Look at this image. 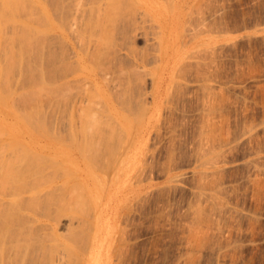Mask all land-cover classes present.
I'll return each instance as SVG.
<instances>
[{
	"label": "rangeland",
	"instance_id": "374dc122",
	"mask_svg": "<svg viewBox=\"0 0 264 264\" xmlns=\"http://www.w3.org/2000/svg\"><path fill=\"white\" fill-rule=\"evenodd\" d=\"M58 2L0 10V261L264 264V0Z\"/></svg>",
	"mask_w": 264,
	"mask_h": 264
},
{
	"label": "bare ground",
	"instance_id": "6f19581e",
	"mask_svg": "<svg viewBox=\"0 0 264 264\" xmlns=\"http://www.w3.org/2000/svg\"><path fill=\"white\" fill-rule=\"evenodd\" d=\"M26 1H28L29 3L30 2H33V0H0V10L2 9L3 11H5V12H7V14L9 15V18L8 19H6V20H8L7 22H9L10 23V20H11V23L10 24H13L12 26L14 27V23H15V21L13 20V17L15 16V14L16 13H18V12H22L23 10H22V8L23 7H25V5H24V2H26ZM60 1V4H59V2H58V4L60 5V7H62V6H64V3L63 2H65V0L63 1V0H59ZM67 1V0H66ZM75 1V2H74ZM82 1H84V0H77V2H80V3H77L76 2V0H73V2H72V4L73 5H76L77 6V4H79V5H81L82 6ZM93 1H97V0H93ZM61 2H62V4H61ZM68 2H69V0H68ZM67 3V2H66ZM33 4V3H32ZM58 4H57V8H58ZM69 4V3H68ZM93 5H94V3H93ZM32 6H34V5H32ZM81 6H77L76 8L77 9H79ZM79 7V8H78ZM29 8V7H28ZM23 9H25L24 11L26 12V8H23ZM29 9H31V8H29ZM38 9V8H37ZM2 11V12H3ZM87 11V10H86ZM88 12H89V14H91V15H99L98 13H99V5H94V7H88ZM29 13V12H28ZM22 14H23V18L25 17V16H27V14L25 15V13H23L22 12ZM35 14V13H34ZM3 15H6V14H3ZM29 15V14H28ZM2 16V15H1ZM34 16V15H33ZM5 17H7V16H5ZM0 18H2V17H0ZM16 18V17H15ZM3 19V18H2ZM18 19V21H17V23H16V25H18V26H20L22 29H26L27 27H25V22L23 21V19H19V18H17ZM36 19V18H35ZM47 23V22H46ZM4 24H6V23H4ZM3 25V24H2ZM0 26H1V24H0ZM2 28H3V26H1ZM25 27V28H24ZM29 27V26H28ZM31 28V27H30ZM104 28V27H103ZM28 29V28H27ZM34 29V28H33ZM58 29H59V27H58ZM11 31H13L12 29H11ZM18 31V30H17ZM24 31V30H23ZM28 31V30H27ZM36 31V30H35ZM37 32V31H36ZM17 33V32H16ZM14 34V33H13ZM29 34V33H28ZM57 34H58V32H57ZM59 34H61V39H64L63 37H64V34H65V31L63 32V31H61V33H59ZM5 35V34H4ZM8 35V34H7ZM23 35V34H22ZM38 35V34H37ZM66 36H67V33L65 34ZM60 36V35H59ZM2 37V36H1ZM7 37V36H6ZM6 37H5V39H6ZM9 37V36H8ZM11 37V36H10ZM17 38V37H16ZM20 38H22V37H20ZM9 39V38H8ZM11 40V39H10ZM10 40H8V41H10ZM2 42H5V41H2ZM18 42V41H17ZM30 43V42H29ZM28 43V44H29ZM2 44V43H1ZM7 45V44H6ZM18 45V44H17ZM20 45V44H19ZM18 45V46H19ZM2 47H4V46H2ZM13 47V46H12ZM16 47V46H15ZM25 47V46H24ZM7 48V47H6ZM10 48V47H9ZM18 48V47H17ZM13 50V49H12ZM31 50V49H30ZM20 51V50H19ZM22 51V50H21ZM20 51V54L22 53ZM11 52V51H10ZM14 52V51H13ZM17 53H19V52H17ZM74 55V58H75V61H77L78 62V59H81V57L79 58V55H78V53L77 52H75V51H73L72 52ZM13 54V53H12ZM11 53H10V55H12ZM23 54H25V53H23ZM31 55V54H30ZM23 56V55H22ZM29 56V55H28ZM30 57V56H29ZM7 58V57H6ZM9 58H11L10 56H9ZM15 58V57H14ZM13 58V59H14ZM20 58V57H19ZM23 58V57H22ZM17 60V59H16ZM5 61H6V59H5ZM18 63V62H17ZM11 64H12V62H11ZM16 64V63H15ZM42 64V63H41ZM19 67V66H18ZM46 67V66H45ZM45 67H43L44 69V71H43V74H45L44 72H45ZM39 69V68H38ZM47 71V70H46ZM48 72V71H47ZM4 73V72H3ZM21 74V73H20ZM40 74V73H39ZM41 75V74H40ZM47 75V74H46ZM5 76V75H4ZM61 76V75H60ZM13 77V76H12ZM43 77H44V75H43ZM46 77V76H45ZM11 78V77H10ZM100 81L101 80H103L102 79V77L99 79ZM99 80H96L95 78H91L90 79V82H91V84H92V86L94 87V89L96 90V92L98 93V95H97V97H98V99H99V101H103V104L104 105H107L108 104V98H106V96L104 95V91H100L99 90ZM9 81V80H8ZM75 81V80H74ZM7 82V81H6ZM55 83H56V97L57 98H59V100L58 99H56V100H58V102H57V104H58V106H60V105H62V103H63V105H65V103L64 102H67V101H65L64 99H63V95H65V94H63L64 93V91L65 90H69V87H70V84H71V82L70 81H68V80H66L65 78H63V76H61L59 79H58V75H57V78H56V76H55V81H54ZM9 84V83H8ZM42 84V83H41ZM47 84V83H46ZM50 85V84H49ZM38 86V85H37ZM43 86V85H42ZM55 85H53V87H54ZM51 87H52V85H51ZM30 89V88H29ZM32 89V88H31ZM26 90V89H25ZM1 91V90H0ZM8 91V90H7ZM17 91V90H16ZM7 93V92H6ZM31 93V92H30ZM153 94V93H152ZM16 95V94H15ZM46 95V94H45ZM87 95V94H86ZM26 96V95H25ZM36 96V95H35ZM49 96V95H48ZM20 97V96H19ZM50 97V96H49ZM92 97H94V96H92ZM87 98L86 100H87V103H92L93 101H94V98ZM13 99V98H12ZM31 100V99H30ZM63 100H64V102H63ZM67 100V99H66ZM37 101H38V99H37ZM51 101V100H50ZM152 101H153V103L155 102L154 101V94H153V99H152ZM26 102V101H25ZM35 102H36V100H35ZM11 104L13 103V102H10ZM49 103V102H48ZM51 103V102H50ZM59 103H61V104H59ZM39 105V104H38ZM62 105V106H63ZM66 105H68L67 103H66ZM65 105V106H66ZM86 106V105H85ZM13 107V106H12ZM31 107H33V106H31ZM36 107V106H35ZM40 107H41V105H40ZM49 107V106H48ZM15 108V107H14ZM42 108V107H41ZM152 108V107H151ZM16 109V108H15ZM54 109V108H53ZM18 110H19V107H18ZM36 110V109H35ZM41 111V110H40ZM65 111V110H64ZM29 112V111H28ZM22 113V112H21ZM42 113V112H41ZM20 115V114H19ZM24 115V114H23ZM25 115H26V113H25ZM28 115H30V114H28ZM86 115V114H85ZM3 116V115H2ZM32 116V115H31ZM20 117H22V115L20 116ZM36 117H37V115H36ZM85 117V116H84ZM23 118V121L25 122L26 120H28V119H26L25 117H22ZM31 118V117H30ZM40 118H41V115H40ZM63 118V117H62ZM81 118H83V117H81ZM36 119V118H35ZM31 121V120H30ZM33 121V120H32ZM44 121V120H43ZM60 121V120H59ZM82 121V120H81ZM80 121V122H81ZM90 121H91V118H90ZM54 122V121H53ZM84 122H86V121H84ZM92 122V121H91ZM29 123V122H28ZM42 123V122H41ZM30 124V123H29ZM31 124H32V122H31ZM38 125V124H37ZM37 125H36V127H37ZM35 127V126H34ZM40 128V127H39ZM1 130V129H0ZM46 130V129H45ZM52 132V131H51ZM2 133V132H1ZM4 133V132H3ZM50 134V133H49ZM4 135V134H3ZM56 137V136H55ZM4 144V143H3ZM5 145V144H4ZM6 148V147H5ZM27 149H29V148H27ZM5 150V149H4ZM17 150H19V149H17ZM15 151V150H14ZM11 153H12V151H11ZM30 154V153H29ZM32 154H34L33 153V151H32ZM5 155H8L7 154V152H5V151H3V149L1 148V150H0V174H2V173H4V171H3V169H1V168H3V166L5 165V168L7 169V171H8V168L9 167H6L7 165L6 164H8V160H4V157H5ZM35 155H36V153H35ZM9 156V155H8ZM32 156V155H31ZM22 160V159H21ZM20 160V161H21ZM14 161V160H13ZM15 161H17V163H15ZM14 161V163H15V165L16 164H18L19 163V160L18 159H16ZM5 162H7L6 164H4ZM23 162V163H22ZM24 160H22L17 166H15L14 164L13 165H11V163H10V165H11V169H12V167L14 166V167H16L15 169H12V170H14L13 172L14 173H16V171L17 170H20V172L22 171V173L23 172H25V171H27L28 169H26V165L28 164V162L26 161L25 163L26 164H24ZM1 164H3V165H1ZM30 164V163H29ZM9 165V164H8ZM9 165V166H10ZM2 166V167H1ZM32 168L33 166L32 165H30L29 166V168ZM4 168V169H5ZM11 169L9 168V170H10V173H11V177L9 178L8 177V175H9V173L8 172H6L5 171V176L2 174V176H4L3 177V179L4 178H6V179H4L5 181H4V183L6 182V180H7V186L9 187V185H11V179H12V183L13 182H15V180H13V179H15V176H13L12 175V173L13 172H11ZM16 170V171H15ZM32 170V169H31ZM2 172V173H1ZM19 172V173H20ZM39 172V171H38ZM6 175H7V177H8V179L10 180V182H8L9 180L7 179V177H6ZM25 175H27V176H25ZM25 177L24 178H26V177H28V176H30L29 174H28V171H27V173L25 172ZM2 176L0 175V182H1V184H0V187H1V185H3L2 183H3V181L1 180L2 179ZM14 178H13V177ZM24 178H23V180H24ZM17 179L19 180L20 178H18L17 177ZM17 179H16V181H17ZM20 180H22V179H20ZM8 183H9V185H8ZM19 183H21V181H19ZM23 183V182H22ZM21 183V184H22ZM15 184V185H14ZM21 184H20V186L18 185V181H17V186H16V183H13L12 185H14V188L15 187H18L17 189H16V191H15V189L12 187V185L9 187L10 188V190H11V187L13 188L12 189V191H10V194L11 195H9V196H6V198H5V196H3V198L1 197L2 195V193L0 194L1 196V198H0V202H1V200H2V204L4 205V204H9V203H14V205H15V203L17 202V203H19V202H21V201H19L18 202V199L16 200L15 199V197L17 198H19V196H20V194H19V196H18V193H20L21 192V190L22 189H24L22 186H24V185H22L21 186ZM33 185V184H32ZM4 186H6L5 184H4ZM4 186H2V187H4ZM6 186V187H7ZM26 186V185H25ZM24 186V187H25ZM34 186V185H33ZM1 187V188H2ZM7 187V188H8ZM22 188V189H19V188ZM29 187V186H28ZM0 188V189H1ZM8 188V189H9ZM30 188V187H29ZM3 190V192H4V189H2ZM14 190V191H13ZM26 190H28V189H26ZM19 191V192H18ZM12 192V193H11ZM13 192H15V193H13ZM5 195V194H4ZM21 197V196H20ZM35 197H36V195H35ZM27 199V198H26ZM30 199V198H29ZM12 200H16V201H12ZM32 200V199H31ZM4 201V202H3ZM36 204V203H35ZM7 205H4V207H6ZM13 204H11V206H12ZM21 205V204H20ZM10 206V207H11ZM16 207V206H15ZM14 207V208H15ZM18 207V206H17ZM36 207V206H35ZM1 208V207H0ZM3 208V207H2ZM7 208H9V207H7ZM3 209H5V208H3ZM3 209H1L0 210V212H2V210ZM12 211V210H11ZM6 212V211H5ZM8 214V213H7ZM2 215H4L3 214V212H2ZM5 215H6V213H5ZM3 216H1V214H0V218L1 219H4V217L2 218ZM5 217H7V216H5ZM9 217V216H8ZM10 219V218H9ZM6 220V219H5ZM8 221V220H7ZM7 221H5V222H7ZM34 221V220H33ZM0 224L2 225V220H0ZM4 222V223H5ZM6 228V227H5ZM4 234V233H3ZM6 235V234H5ZM8 235V234H7ZM25 236H26V234H25ZM54 236V235H53ZM21 241V240H20ZM2 243H4L3 242V239L1 238V245H2ZM6 244V243H5ZM0 247H3V245L2 246H0ZM3 249V248H2ZM6 251H7V253H6V255L5 256H3V259H1V261H0V264H13V263H11V258L13 257V256H15V254H12V253H14L13 251L12 252H8V250L6 249ZM1 252H2V250H1ZM3 253H4V251H3ZM3 253H1V254H3ZM0 254V255H1ZM16 258H17V256H15ZM14 257V258H15ZM13 258V259H14ZM17 261L18 260H20V259H16ZM17 261H15V263L17 264L18 262ZM13 262V261H12ZM58 262V261H57ZM56 262V263H57ZM14 263V264H15ZM20 264V263H19Z\"/></svg>",
	"mask_w": 264,
	"mask_h": 264
}]
</instances>
